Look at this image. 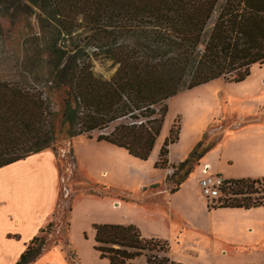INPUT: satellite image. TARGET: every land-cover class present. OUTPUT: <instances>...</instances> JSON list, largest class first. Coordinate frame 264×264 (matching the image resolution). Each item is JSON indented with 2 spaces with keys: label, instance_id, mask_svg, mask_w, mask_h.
Segmentation results:
<instances>
[{
  "label": "trees",
  "instance_id": "16d2710c",
  "mask_svg": "<svg viewBox=\"0 0 264 264\" xmlns=\"http://www.w3.org/2000/svg\"><path fill=\"white\" fill-rule=\"evenodd\" d=\"M0 17L11 26L25 23L31 39V55L25 49L6 68L12 73L0 78V167L61 135L91 138L94 130L98 141L145 160L167 99L219 77L242 81L251 65L264 64V0H0ZM93 59L109 61L114 70L96 72ZM178 137L179 126H172L156 168H167L169 145ZM206 149L199 140L171 165L174 174L182 172L171 192ZM220 191L209 207H264V177L225 178ZM93 227L94 248L109 264H184L170 258L166 240L145 238L132 224ZM42 241L33 237L15 264L33 261Z\"/></svg>",
  "mask_w": 264,
  "mask_h": 264
},
{
  "label": "rangeland",
  "instance_id": "374dc122",
  "mask_svg": "<svg viewBox=\"0 0 264 264\" xmlns=\"http://www.w3.org/2000/svg\"><path fill=\"white\" fill-rule=\"evenodd\" d=\"M0 23L3 78L12 73L6 68L22 58L25 49L30 53L26 44L30 30L23 22L19 27L11 26L2 17ZM109 65V61L93 59V69L105 76L114 70ZM166 102L168 110L160 133L145 160L131 155L128 160L117 156L95 159L91 153L86 156V146L97 140L98 130L92 132L91 138L61 135L55 144L45 148L55 152L60 168L70 162L72 150L79 163L70 179L75 192L62 215L61 227L58 231L56 221L45 227L46 231L40 233V252L60 246L72 264H109L94 248L93 225L132 224L145 238H152L146 233H153L158 235L154 238L167 240V254L184 264H264V208L245 211L209 207L217 204V199L207 198L198 183L205 161L211 163L207 170L210 174L217 168L222 177H264V64L251 65L242 81L228 82L219 77L182 89ZM54 107L58 109L57 104ZM59 119L56 114V128ZM172 126H179V137L169 145V165L156 168L159 148ZM202 139L206 151L193 162L179 188L169 191L182 174H174L171 165L186 158ZM99 164H107L112 171L107 176L100 175ZM150 183H158L154 188L158 191L150 189ZM172 224L174 236L168 229Z\"/></svg>",
  "mask_w": 264,
  "mask_h": 264
},
{
  "label": "crops",
  "instance_id": "0c3cea01",
  "mask_svg": "<svg viewBox=\"0 0 264 264\" xmlns=\"http://www.w3.org/2000/svg\"><path fill=\"white\" fill-rule=\"evenodd\" d=\"M92 141L86 146V156L91 153L90 155L95 159L99 156L106 158L117 156L122 160H128L131 157L124 148L106 141ZM72 152L71 160L67 165L65 164L64 168L63 166L60 168V160L52 149L41 150L0 167V264H15L29 241L40 235L41 229L49 223L54 221L59 223L57 225L59 231L62 215L65 208L70 206L69 199L75 192L71 190L70 179L74 168H78L79 162L74 150ZM204 163L206 164L204 169L207 167V170H210L211 163L208 161ZM98 167L99 174L102 176H107L112 171L107 164H99ZM78 172H81V176L86 179L81 170ZM201 173H203L202 170ZM214 174L221 173L215 168ZM202 176L203 174L200 177ZM223 177L229 178L224 175ZM152 184L155 183H150L149 187ZM154 188L156 187L150 189L157 190ZM260 208L264 207L233 209L246 211ZM168 229H171L174 236V225L172 224ZM146 236L154 238L158 235L146 233ZM72 263L73 261L62 253L60 246H54L40 252L29 264Z\"/></svg>",
  "mask_w": 264,
  "mask_h": 264
},
{
  "label": "built area",
  "instance_id": "2783aa9c",
  "mask_svg": "<svg viewBox=\"0 0 264 264\" xmlns=\"http://www.w3.org/2000/svg\"><path fill=\"white\" fill-rule=\"evenodd\" d=\"M223 182L224 178L220 174H210L204 169L203 176L199 179L198 183L203 194L213 201L221 195L220 188Z\"/></svg>",
  "mask_w": 264,
  "mask_h": 264
},
{
  "label": "bare ground",
  "instance_id": "6f19581e",
  "mask_svg": "<svg viewBox=\"0 0 264 264\" xmlns=\"http://www.w3.org/2000/svg\"><path fill=\"white\" fill-rule=\"evenodd\" d=\"M207 170V168H205Z\"/></svg>",
  "mask_w": 264,
  "mask_h": 264
}]
</instances>
